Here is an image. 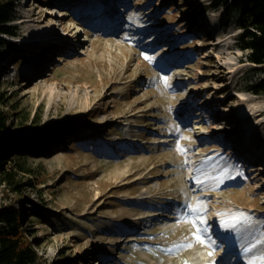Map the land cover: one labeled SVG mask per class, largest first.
I'll return each mask as SVG.
<instances>
[{
  "label": "rangeland",
  "instance_id": "obj_1",
  "mask_svg": "<svg viewBox=\"0 0 264 264\" xmlns=\"http://www.w3.org/2000/svg\"><path fill=\"white\" fill-rule=\"evenodd\" d=\"M213 4L15 0L0 49L8 134L67 129L37 157L12 152L6 167L29 173L18 193L0 186V209L43 214L24 220L40 264H264V162L230 141L246 121L264 155V94L250 91L262 73L238 46V11Z\"/></svg>",
  "mask_w": 264,
  "mask_h": 264
},
{
  "label": "trees",
  "instance_id": "obj_2",
  "mask_svg": "<svg viewBox=\"0 0 264 264\" xmlns=\"http://www.w3.org/2000/svg\"><path fill=\"white\" fill-rule=\"evenodd\" d=\"M213 6H222L227 15L233 10L238 11L236 24L241 30L237 36L238 46L247 52L250 63L260 66L262 73L260 80L251 85L250 91L256 95L264 94V0H214ZM14 7L15 0H0V49L9 44L7 37L16 35L14 27L9 24ZM3 103L4 98L0 94V186L6 184L18 193L19 181L16 177L19 173H29V170L20 162L6 167L8 161L14 160L15 156L9 158L11 153L22 159L26 155L37 157L58 139L65 138L67 129L58 128L47 134H8V116L3 111ZM22 144L27 145L26 149ZM28 216L44 218L38 210L18 212L12 206L0 209V264H40L34 242L28 237L24 225Z\"/></svg>",
  "mask_w": 264,
  "mask_h": 264
},
{
  "label": "bare ground",
  "instance_id": "obj_3",
  "mask_svg": "<svg viewBox=\"0 0 264 264\" xmlns=\"http://www.w3.org/2000/svg\"><path fill=\"white\" fill-rule=\"evenodd\" d=\"M59 4L61 5V2H59ZM44 10H48L47 8H44ZM60 12V16H63L65 15V11L64 10H59ZM27 19L23 22H29V21H32L33 18L35 17V14L34 13H30V14H27ZM38 22H43V20H39ZM58 23V22H57ZM43 35L41 36V40L44 41V42H48L50 40V38L52 37H49L48 38V35L45 33V32H42ZM53 39V38H52ZM59 60H60V57H57ZM263 110L259 107H255L254 109H252L250 111V116H260L262 114ZM247 113V109L246 108H243L241 109L239 112H238V117L243 119L244 118V114ZM225 116H230L229 113H225L223 114ZM264 122V118L259 120L257 122V124L253 125V126H258L260 125L261 123ZM203 129V130H202ZM212 129V133H216L217 131H221L220 128H218V126H216L215 122H213V127H211ZM240 129L242 130H245L246 131V134L245 136L243 137L244 140H241L240 137H238V135H234L230 138V141L233 142V149L238 151L239 154L241 155L240 157L241 158H247V156L249 155H253V158L255 159H258V160H261V162L263 161L264 162V155H263V152H262V144H260L259 147L257 148H253L250 143L247 141V139H249L250 135H249V129L250 127L247 126V122L244 121L242 126L240 128H238L237 131H239ZM231 130V129H230ZM193 131H195V133L199 134L201 132L204 131V128L199 126V125H196V126H193ZM246 139V140H245ZM253 150V153H251V151ZM195 154H197V151L195 149ZM202 166L200 167V173H199V179H207L209 178L211 175H212V171H211V165L210 163H208L209 161V156L206 154L204 157H202ZM247 163V162H246ZM259 168L260 171H263L264 170V166L262 165H258L257 166ZM231 238H229L228 240H230ZM235 245L237 246V244L235 243ZM258 252V249H255L254 253H257ZM252 261L255 262V264H257V257H255ZM251 261V262H252Z\"/></svg>",
  "mask_w": 264,
  "mask_h": 264
},
{
  "label": "snow or ice",
  "instance_id": "obj_4",
  "mask_svg": "<svg viewBox=\"0 0 264 264\" xmlns=\"http://www.w3.org/2000/svg\"><path fill=\"white\" fill-rule=\"evenodd\" d=\"M147 58V57H146ZM194 211H195V209H193ZM196 239L198 240V241H200L201 243H203V241L202 240H200V237L199 236H197L196 237ZM244 251L245 252H248V251H250V249H248V248H245L244 249ZM209 255H211V253H209ZM259 259H261V260H264V256H262V257H259ZM250 264H255V262L254 261H252V262H250Z\"/></svg>",
  "mask_w": 264,
  "mask_h": 264
}]
</instances>
